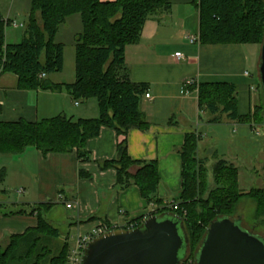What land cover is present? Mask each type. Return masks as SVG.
Wrapping results in <instances>:
<instances>
[{
  "label": "trees",
  "instance_id": "trees-1",
  "mask_svg": "<svg viewBox=\"0 0 264 264\" xmlns=\"http://www.w3.org/2000/svg\"><path fill=\"white\" fill-rule=\"evenodd\" d=\"M193 5L199 14L201 44L261 45L264 0H193ZM169 9V0H30L28 23L18 44H5L0 15V75H14L19 90L59 92L64 89L73 101L95 100L98 108V117L91 120L58 115L36 122L24 119L0 122V155L21 156L28 148L40 151L44 156L75 151L78 161L86 163L90 161L86 142L96 138L102 127L113 130L118 138L116 156L110 161L98 162L99 169L115 170L117 192L135 185L147 203L158 207L150 216L162 213L179 220L186 236L185 252L189 250L190 258L195 261L209 225L220 219H230L242 198L254 201L255 219L264 225V184L247 194L241 193L237 168L226 160L216 159L212 167L213 183L208 187L206 159L197 154L200 138L196 134H187L179 152L181 192L178 200L173 202L178 209L171 211L157 196L160 182L157 163L129 157L128 131L148 129L139 109L147 85L130 80L125 48L139 42L143 25L149 18ZM72 15H79L82 25L74 40V82L54 85L46 78L41 79L40 75L48 76L63 70V45L55 43L54 38L60 26ZM197 93L199 111L212 116L209 123H217L220 116L225 115L231 121L249 124L252 129L264 128V104L240 115L235 85L204 83L198 86ZM261 95L264 97L262 91ZM133 168L136 169L134 173L131 172ZM3 177L4 170H1L0 182ZM78 177L91 179L82 170ZM56 205L58 203L48 201L17 212L35 215L37 226L8 237L7 242L0 245V264H68V237L60 241V231L46 219ZM141 222V218L131 221L137 223L138 228L142 227ZM103 225L117 229L106 221Z\"/></svg>",
  "mask_w": 264,
  "mask_h": 264
},
{
  "label": "crops",
  "instance_id": "crops-1",
  "mask_svg": "<svg viewBox=\"0 0 264 264\" xmlns=\"http://www.w3.org/2000/svg\"><path fill=\"white\" fill-rule=\"evenodd\" d=\"M171 2L168 11L159 12L144 23L139 42L125 48L130 80L146 84L145 94H149V98L143 96L139 104L148 129L128 131V155L132 160L157 163L160 179L157 196L163 205L170 204L178 200L181 192L179 152L185 136L196 134L200 138L198 157L206 159V166L208 163L214 165L216 159L233 164L238 170V189L247 194L253 186H259V175L264 167V139L261 138L264 128L252 129L249 124L231 121L225 115L220 116L217 123H209L212 116L199 111L197 88L204 83L226 82L240 91L245 83L249 99L253 92L257 94L258 105L263 104L258 78L260 55L247 51L248 44H201L199 14L193 0ZM38 23L41 26L39 18ZM190 37L198 38V42L191 44ZM65 53L63 48V70L46 76L54 85L74 82V75L67 80L61 76L65 69ZM175 53H180L183 59L177 61ZM249 63L253 73L246 70ZM188 79L193 81L191 87L194 89L184 94L182 86ZM0 105V122L19 119L36 122L58 115L74 120L98 117L95 100L75 102L64 89L59 92L19 90L17 78L12 74L0 75ZM117 143L116 133L102 127L96 138L86 142L90 154V161L86 163L78 161L75 151L44 156L28 148L19 156V177L25 186L24 194L10 204L12 210L6 212L0 208V245L5 244L8 237L37 226L35 215L19 214V210L48 201L58 203L65 210L68 232L63 236L60 232V241L68 237L70 253L80 236L90 234L103 225V221L112 227L125 228L133 220L149 218L158 207L147 203L135 185L117 192L115 170L101 171L98 167V162L115 158ZM81 170L91 179H79ZM92 217L94 219L89 220Z\"/></svg>",
  "mask_w": 264,
  "mask_h": 264
},
{
  "label": "water",
  "instance_id": "water-1",
  "mask_svg": "<svg viewBox=\"0 0 264 264\" xmlns=\"http://www.w3.org/2000/svg\"><path fill=\"white\" fill-rule=\"evenodd\" d=\"M258 78L264 94V38ZM180 226L179 220L150 216L140 228L112 230L89 242L80 264H180L186 244ZM195 263L264 264V240L243 231L239 220L220 219L207 228Z\"/></svg>",
  "mask_w": 264,
  "mask_h": 264
},
{
  "label": "rangeland",
  "instance_id": "rangeland-1",
  "mask_svg": "<svg viewBox=\"0 0 264 264\" xmlns=\"http://www.w3.org/2000/svg\"><path fill=\"white\" fill-rule=\"evenodd\" d=\"M169 1L171 6L172 2L171 0ZM29 12L30 0H0V14L3 16V18H8L18 25H24L23 28L4 27V40L7 44H18L22 41L25 32V26L28 23ZM81 30L82 25L79 15H72L71 17L67 18L66 23L60 26L54 38V42L57 44H62L66 52L65 69L63 75H61L65 80H67L70 75L73 76L75 72V63L73 59V46L75 44L74 38L81 32ZM245 48L251 53L258 52V55H260L261 45L248 44ZM246 70L253 73V67L251 66V63H249V66L246 68ZM249 93L250 92L248 91L245 83L241 85L240 91L237 90L236 99L238 112L240 114H245L248 112V109H252L254 106L258 105L257 94H254L252 92L253 94H250L252 96L250 100ZM259 93H261V91ZM261 138L264 139V137ZM212 167L213 163H208L206 166V182L208 187H210L213 183ZM1 170H4V177L0 182V208L3 209V211L5 210L6 212H8L12 210L10 204L16 203V200L20 199L24 194L23 187L25 186L21 184L22 178L20 179L19 177V156L0 155V172ZM258 184L259 186L255 185L253 187H263L264 172L262 171V169L261 174L259 175ZM30 188L31 187H29V189ZM255 206L256 205L253 200L249 198H242L235 206L234 213L231 215L230 219L233 221L239 220L240 228L243 231L252 233L264 240V225L261 224L260 221L255 219ZM169 217L172 218V216H169L168 214L161 213L158 215V218L160 220ZM46 219L61 232L62 236L68 232V228L65 224V210L62 206L56 205L46 215ZM179 232L181 236H185V232L182 226H180ZM70 243L73 244V241ZM185 254V258H190L191 255L189 250L186 251Z\"/></svg>",
  "mask_w": 264,
  "mask_h": 264
},
{
  "label": "built area",
  "instance_id": "built-area-1",
  "mask_svg": "<svg viewBox=\"0 0 264 264\" xmlns=\"http://www.w3.org/2000/svg\"><path fill=\"white\" fill-rule=\"evenodd\" d=\"M2 23H3V27H13V28H23L24 25L20 24H16L14 21H11L10 19H2ZM189 42L191 44H195L198 42V38H195V37H190L189 38ZM6 44V43H5ZM5 44L3 46V48L5 47ZM174 57L175 59L178 61V60H182L183 57L180 53H175L174 54ZM40 78L41 79H44L46 78V76L44 74H41L40 75ZM193 86V81L188 79L186 81H184L183 83V93H187L188 92V88ZM145 98H149V94H145L144 95ZM166 206L171 210V211H176L178 208H177V205L174 204L173 202L170 203V204H166ZM69 207V205H68ZM147 218H144L142 220V224L143 222L146 220ZM116 228V227H114ZM138 228V224L137 223H131L129 222L125 228L123 229H136ZM118 229V228H117ZM121 229V228H119ZM112 230H115V229H108L106 226L104 225H101L99 226L97 229L93 230L90 234H86V235H83V236H80L77 241H76V248L69 254L68 256V264H80L81 262V258L82 256L84 255V252L89 244L90 241H92L94 238L102 235V234H106ZM180 264H196L195 261L191 258H184Z\"/></svg>",
  "mask_w": 264,
  "mask_h": 264
}]
</instances>
